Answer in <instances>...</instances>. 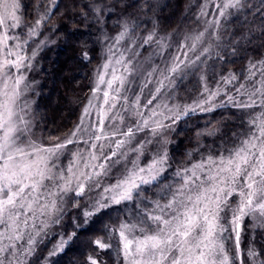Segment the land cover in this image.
<instances>
[{
	"label": "snow or ice",
	"instance_id": "1",
	"mask_svg": "<svg viewBox=\"0 0 264 264\" xmlns=\"http://www.w3.org/2000/svg\"><path fill=\"white\" fill-rule=\"evenodd\" d=\"M211 2L215 19L207 24L213 30L210 36L219 40L221 20L227 21L244 9L246 0ZM49 3L51 6L34 24L25 25L20 0H0V264H32L38 245L50 227L63 219L68 207L79 208L82 200L92 201L82 213L87 224L111 205L132 201L142 186L157 180L167 164L166 152L157 153L146 166L139 163L146 146L152 143L148 137H157L162 129L171 127L153 119L162 114L156 110L160 105H153V101L167 95L178 73L195 66L196 61L203 63L201 56L208 58L210 52V47H204L187 64L177 56L164 68H152L136 94L131 88L136 75L133 60L120 53L113 62L116 53L109 48L79 123L63 139L46 143L36 136L30 105L27 101L21 105V98L30 87L25 73L31 70V60L37 54L34 50L29 57L25 46L57 6V0ZM83 7L88 10L81 13L85 19L91 12L99 20L107 6L103 0H87ZM207 7L205 0L198 19L209 15ZM21 27H27L25 39L12 34ZM208 28L185 37L181 49L195 52ZM129 31L125 23L114 38L117 45ZM153 42L161 49L166 47L155 31L143 38L140 46ZM84 56L87 59V53ZM246 73L242 81L236 73L221 75L214 89L201 76L200 98L192 105H163L171 113L166 118L173 124L189 112L231 106L239 112L240 131L232 133L230 144L224 140L215 150L179 169L175 173L178 181L164 185L156 199L148 200L135 222L122 221L110 229L119 237L117 254L123 264H244L240 233L245 218L251 220L254 232L264 229V60H249ZM154 75V91L149 89L151 98L142 104L141 96L153 83ZM226 85L232 88L226 90ZM232 91L235 95L229 94ZM222 94L225 99L216 103ZM216 131L208 134L215 135ZM141 133L144 137L138 138ZM63 157H70L67 164ZM109 179L113 182L105 184ZM95 190L100 191L93 200L89 194ZM231 233L235 234L234 249L228 247ZM71 239L61 238L49 256L62 251ZM93 243L99 249L111 247L100 239ZM246 255L256 264L260 253L252 248ZM87 264L100 261L90 255Z\"/></svg>",
	"mask_w": 264,
	"mask_h": 264
},
{
	"label": "trees",
	"instance_id": "2",
	"mask_svg": "<svg viewBox=\"0 0 264 264\" xmlns=\"http://www.w3.org/2000/svg\"><path fill=\"white\" fill-rule=\"evenodd\" d=\"M20 1L25 25L34 24L37 17L51 6L49 0ZM200 2L123 0L117 3V0H103L107 7L103 8L97 20L94 13L89 12L87 19L81 14L82 11H88L83 7L87 0H58L35 39V42H40L42 38L48 41L39 56L40 85L36 93L37 123L45 139H63L79 123L92 93L93 76L101 65L104 30L111 36L127 23L133 35H141L152 29L162 35L174 36L189 32L198 26L196 12ZM113 4L116 5L114 8L111 7ZM222 37V46L208 63L207 72L213 82L218 73L242 74L249 60H264V0H246V7L226 21ZM32 45L29 44V47ZM187 78L178 86L179 95H184L183 100H187L198 85L195 76ZM238 116V110L229 106L179 119L173 136L176 146L171 149L169 164L181 167L189 160L187 151L194 148L191 141L205 125L208 127L219 121L222 130L231 138L233 132L240 131ZM113 214V211H101L91 217L87 224L80 218L81 225L78 227L73 220V213H66L59 222V228L64 229L62 236H71L72 239L63 251L47 257L60 234L55 233L46 238L41 242L42 245H38L37 249H42L32 257V264H87L90 255L97 258L100 264H122L117 262L112 249H99L93 243L107 235L106 224ZM257 239L260 258L264 261V240L259 235ZM245 264H252L246 256Z\"/></svg>",
	"mask_w": 264,
	"mask_h": 264
},
{
	"label": "rangeland",
	"instance_id": "3",
	"mask_svg": "<svg viewBox=\"0 0 264 264\" xmlns=\"http://www.w3.org/2000/svg\"><path fill=\"white\" fill-rule=\"evenodd\" d=\"M204 2L205 0H201L197 8L196 19L198 22V26H196L189 32H181L180 34L178 33V34H175L174 36L173 34L162 35L158 31L153 30V29L141 35L139 33H137L136 35H133L129 31L128 37H126L125 40L121 41L120 44L118 45L116 44L114 38L119 32L123 30V27H121V30L119 32L111 36L105 30L102 33L103 34V37L101 39L102 61L98 69L101 68V66L105 63L106 59L108 58L109 48H112L113 52L116 53V55L112 57L113 62H115V59L119 57L120 53H124L126 58H130L133 60V64L136 67V75L133 78L134 82L131 85L133 92H135L136 94L140 93V86L143 84L144 80L146 79L147 72L151 71L152 68H157V67L164 68L166 65H170L173 62V59L177 56H179L180 59L183 60L185 64H187L189 61L195 60L196 56L200 54V51L204 47H210V52L207 54L208 58H206L205 56H201V61H204L203 63H201L200 61H196L195 66L184 68L182 72L176 75L175 83L172 85V87L166 90L167 95L163 96L162 99L158 98L156 101H153V105H157V104L160 105L159 108L156 109L157 112L162 113L161 115H158L154 117L153 119L159 120L165 125H171V127L162 129L161 134L157 137H154V138L150 136L148 137L149 139L152 140V143L146 146L144 154L140 157L139 163L141 166H146L147 164L151 162L152 158L157 155V153L166 152L168 156V160H167V164L165 165V170L160 174V176L157 177V180L154 181L152 184L142 186L140 195L134 196V199L132 201H125V202H122L121 204H113L109 208L102 210V211H106V210L113 211L114 214L112 217L110 216L111 217L110 222L106 224L107 235L100 240H102L104 243H108L111 245L109 249L113 250V253L116 257L117 262H121L122 264H123L122 257L117 254V249L119 247V237L118 235L111 233L110 229H112L113 227H118V225L122 221L135 222V217L137 213L140 211V209L144 207V204L148 200L156 199L157 198L156 194L161 190V188L164 187V185L175 184L178 181V177L175 175V173L179 169H182L183 167H185L190 161L194 162V161L199 160L201 158V155H206L210 149L215 150L218 146L222 145L224 140H228L229 144L231 143V138L229 137V134H227L226 131L224 132L221 128V125H220L221 122L217 121L215 123H211L208 125V127H206L205 125L201 130L197 131V133L194 135L195 138L191 141L192 144L194 145V148L187 151L189 155L188 157L189 160L187 162H184L181 167H174L172 164H169L171 149L173 146H176L175 145L176 142L173 139V136L176 132L178 120L176 121V123L173 124L170 119H167L166 117L170 116L171 113L166 108H164L163 105L167 104L169 108H173L175 105H180L181 108H183L186 105H192L194 101H197L200 98V92L202 91V88H203V84L201 82V76L205 77L209 87L213 89L216 87L215 82L218 81L221 76V74L218 73V75L215 76L214 82H213L209 79V74L207 72L208 71L207 69H208V63L210 62V59L214 57V55L219 51V48L222 46V42H223L222 33L224 30L226 21L221 20V27L218 30L219 40L211 37L210 33L213 30L211 28H208V24H207V21L215 19V16L212 14L214 12V5L211 2V0H208V7H207V11L209 12V15L206 17H200L199 19L197 18V15L200 11V6ZM20 3L22 5L21 1ZM22 9L23 8H21V12L23 14L24 23L26 24V19L24 17V13ZM206 28H208V32L205 33V38L203 40V43L197 45V49L195 52L188 51L187 48L181 49L180 46L182 43L185 42V37H193L199 32L204 31ZM153 31H155L158 38H163L164 44L166 45L165 48L161 49L160 47H158V45L155 42L151 44H145L142 47L140 46L143 38H145L150 32H153ZM12 34H18L21 39H25L27 35V28L21 27V28L14 29L12 30ZM37 38H38V35L30 39L28 41V44L25 46V52L29 57H31L32 52L34 50L36 51L37 54L31 60V64H32L31 70H27L25 73L27 76V82L30 84V87L23 92V96L21 98V105L23 104L24 101H27L28 104L30 105L31 115L32 117L35 118L34 119V124H35L34 132L36 133V136L38 138L42 137L46 143H55L56 140L48 141L47 139H45L37 123V98H36L37 94L36 93L38 92L39 85H40L39 56L45 44H48V41L45 38H42V40L40 39L41 41H45L43 45H41L40 43L41 41L35 42V39ZM9 43L11 44L12 42L9 41ZM32 43L33 45L29 47V44L31 45ZM187 43L190 45L191 40L189 39ZM185 52L187 53L186 57L184 55ZM257 61H260V60H257ZM115 66L117 68H121L120 65H115ZM181 67L183 68V65H181ZM230 73H234V72H230ZM227 74H222V75H227ZM242 74L243 76L246 75L247 74L246 70ZM242 74L236 73V75L240 78V81L243 80V76H240ZM155 75H158V73ZM155 75L153 78V83L150 84L148 88L144 89V93L141 96L142 104L147 103V100L151 98L149 95V89H152L154 91ZM189 76H192V77L195 76L198 81V85H197V89H195L194 93H192L191 95L192 97L190 96L187 100H183L184 95L183 94L179 95L180 88H178V86L179 84H181V82H184L187 77L189 78ZM96 80H97V70L93 76V88L95 87ZM21 87L23 88V86ZM101 87L103 88V86ZM231 88H232V85L225 86L226 90L231 89ZM229 94L235 95V92L232 91ZM91 97H92V93L89 99ZM224 99H225V96L222 94L221 96L216 98L215 102L219 103L220 101ZM88 101L86 105L88 104ZM94 103L99 104L100 102L94 101ZM149 107H152V106H149ZM226 107H229V106H226ZM145 112H146V115H150V113L147 110H145ZM197 113H208V112H201L197 110L194 113L189 112L187 115L182 116V118L190 114H197ZM213 129H218V131H216L215 135H209L208 133L212 131ZM143 137H144V133H141L139 134L138 138H143ZM69 147L74 148V146H69ZM69 158L70 157H63L62 162L64 164H67ZM116 175H119V173L117 172ZM112 182H113L112 179L104 181L105 184L112 183ZM99 191L100 190H95L89 194L93 198V200L98 198ZM91 202L92 201L82 200L79 208L68 207V211L66 213H73L72 216H73V220L76 226L81 225L79 222L80 218H82L84 221V217L82 213L85 210L86 205L90 204ZM251 223H252L251 220H249L248 218H245L243 224L241 225L240 249H241V252L244 254L242 257L244 259V264H245V256L247 257L246 253L249 249L254 248L259 253V248L257 244L258 235L261 236L262 240H264V229H257L254 232L251 227ZM59 224L60 223L52 225L50 229L48 230V235L43 238V240L45 241L46 238H49L55 233L60 234L58 236L59 239H57L54 245L50 248L49 253L53 251V249L59 243L61 238L65 240L68 239V237L61 235V232L64 233L63 232L64 229L59 228L61 226V224L60 226ZM231 235H232V239L228 241V247L230 249H234L235 234L231 233ZM42 243H40L39 246L42 245ZM66 245L64 246V248L66 247ZM41 249L42 248L39 247L36 252H38ZM52 256H49V254L47 255V257H52ZM260 262H261V258L259 255L257 257L256 264ZM237 264H239V262H237Z\"/></svg>",
	"mask_w": 264,
	"mask_h": 264
}]
</instances>
